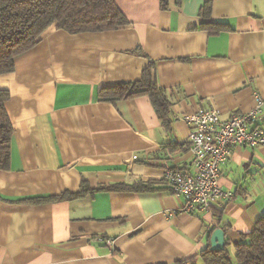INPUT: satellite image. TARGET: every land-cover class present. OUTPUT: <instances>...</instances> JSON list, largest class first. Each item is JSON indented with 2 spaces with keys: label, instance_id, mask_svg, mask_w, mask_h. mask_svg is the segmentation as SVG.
I'll return each mask as SVG.
<instances>
[{
  "label": "crops",
  "instance_id": "obj_1",
  "mask_svg": "<svg viewBox=\"0 0 264 264\" xmlns=\"http://www.w3.org/2000/svg\"><path fill=\"white\" fill-rule=\"evenodd\" d=\"M114 2L127 27L52 26L0 75L14 131L10 167L0 170V264H180L216 229L234 256L264 215V147L231 151L220 185L235 197L211 211L176 213L183 200L164 181L167 170L192 167L187 115L213 108L227 120L260 95L262 119L251 126L264 129V0H169L167 10L161 0ZM149 66L173 101L171 132L146 96L99 101ZM149 183L153 191L102 190ZM63 194L73 197L25 202Z\"/></svg>",
  "mask_w": 264,
  "mask_h": 264
},
{
  "label": "trees",
  "instance_id": "obj_2",
  "mask_svg": "<svg viewBox=\"0 0 264 264\" xmlns=\"http://www.w3.org/2000/svg\"><path fill=\"white\" fill-rule=\"evenodd\" d=\"M182 0H177L180 4ZM163 10L169 8V0H161ZM209 8H205L204 15ZM129 25L114 0H0V75L12 73L15 60L34 48L43 34L52 26H57L70 34L104 32L117 30ZM211 28V24H206ZM219 34V30H210ZM146 96L150 99L162 125L172 131L173 101L167 91L157 82L153 66H149L140 80L124 83L116 87L102 89L99 101L116 104L121 101ZM10 93L0 90V170L10 167L13 127L6 104ZM154 184H117L102 188L108 192L153 191ZM84 183L79 196L88 191ZM75 196V195H74ZM73 195L37 197L25 200L33 205L67 201ZM216 214V217L221 218ZM212 235V234H211ZM210 235V236H211ZM226 240L223 251L215 252L206 247L199 255L180 264H264V215L252 234L245 235L243 241L234 246V256Z\"/></svg>",
  "mask_w": 264,
  "mask_h": 264
},
{
  "label": "built area",
  "instance_id": "obj_3",
  "mask_svg": "<svg viewBox=\"0 0 264 264\" xmlns=\"http://www.w3.org/2000/svg\"><path fill=\"white\" fill-rule=\"evenodd\" d=\"M255 101L250 112L233 114L227 120L213 108L199 109L184 118L190 129L192 167L167 170L164 174L174 197L183 200L176 213L196 215L211 211L217 202L234 200V193L220 185L222 165L234 148L264 147V129L251 126L263 115V98L256 95Z\"/></svg>",
  "mask_w": 264,
  "mask_h": 264
},
{
  "label": "water",
  "instance_id": "obj_4",
  "mask_svg": "<svg viewBox=\"0 0 264 264\" xmlns=\"http://www.w3.org/2000/svg\"><path fill=\"white\" fill-rule=\"evenodd\" d=\"M226 247V234L222 229H216L211 235L210 250L219 252Z\"/></svg>",
  "mask_w": 264,
  "mask_h": 264
}]
</instances>
